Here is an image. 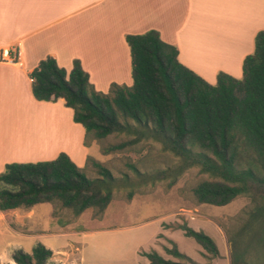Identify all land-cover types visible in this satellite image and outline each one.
I'll use <instances>...</instances> for the list:
<instances>
[{
  "label": "trees",
  "instance_id": "obj_1",
  "mask_svg": "<svg viewBox=\"0 0 264 264\" xmlns=\"http://www.w3.org/2000/svg\"><path fill=\"white\" fill-rule=\"evenodd\" d=\"M124 40L130 57L129 86L111 83L106 93L96 91L77 59L65 72L46 56L28 73L33 98H61L72 111V121L94 138L115 132L132 135L134 141L158 142L177 159L171 172L162 173L170 183L182 171L198 167L209 179L191 188L197 203L221 206L239 195L249 197L252 206L248 220L259 222L261 235L255 238L263 246L264 30L255 33L253 50L242 59L241 78L219 71L214 84L180 64L175 47L160 40L155 30L127 34ZM90 163L98 174L95 178L86 176L63 152L51 160L4 164L0 211L49 202L74 214L92 208L99 215L121 182L97 161L91 159ZM140 176L139 183L151 178ZM155 178L153 175L151 180ZM134 184L122 179L126 199L133 194ZM178 228L210 256H217V247L207 234L184 223ZM165 252L187 259L174 245ZM141 254L147 264H182L155 251ZM245 254L246 249H232L230 264H249ZM50 255L51 250L37 242L30 252L13 249L9 258L15 264H44Z\"/></svg>",
  "mask_w": 264,
  "mask_h": 264
},
{
  "label": "crops",
  "instance_id": "obj_2",
  "mask_svg": "<svg viewBox=\"0 0 264 264\" xmlns=\"http://www.w3.org/2000/svg\"><path fill=\"white\" fill-rule=\"evenodd\" d=\"M149 29L175 47L180 64L211 84L219 71L239 75L243 57L253 50L255 33L264 30V0H0V49L6 48L11 57H0V110L4 108L10 118L0 130V168L22 161L25 148L49 150L47 143L44 147L28 143L26 104L51 111L56 120L67 118L69 107L61 98L43 101L31 94L28 73L40 59L52 57L65 72L77 59L93 89L106 93L111 83H131L124 36ZM225 51L231 53L226 57ZM76 132V149L67 156L79 166L73 157L74 151H82L80 130ZM41 205L46 207L36 210L49 217V202L31 207ZM31 207L0 211V232L18 240L41 235L21 228L34 213L28 211ZM20 213L25 214L16 218ZM53 224L55 230L56 221ZM8 245L21 247L8 242L0 247L1 256Z\"/></svg>",
  "mask_w": 264,
  "mask_h": 264
},
{
  "label": "rangeland",
  "instance_id": "obj_3",
  "mask_svg": "<svg viewBox=\"0 0 264 264\" xmlns=\"http://www.w3.org/2000/svg\"><path fill=\"white\" fill-rule=\"evenodd\" d=\"M225 52L226 57L231 53ZM234 78H241V65L239 75ZM5 112L4 108L0 110V130L10 120ZM65 116L66 120H56L51 111L26 104V131L32 128L36 131L38 123V133L44 135L47 132L56 141L61 136L58 132L62 125V134L66 138L61 143L51 140L53 143H50L49 150L26 148L21 154L23 160L17 162L51 160L60 152L68 155L67 151L76 149L73 143L78 141L77 129L80 130L82 151H74L73 157L78 161V167L82 168L86 176L95 178L98 174L90 163L93 159L107 168L121 184L113 189L112 199L99 215L92 208L74 214L69 208L49 203L50 216L46 218L36 210L45 205L31 207L28 211L34 210V213L31 218L24 220L21 228L27 234L41 235L18 240L6 236L7 232H0V247L8 242H19V249L30 252L32 244L41 243L51 250L44 264H147L141 253L149 251H155L166 259L179 260L182 264H230L232 249H246L245 258L249 264L264 262V245H259L255 238L256 234L261 235L260 224L248 220L252 206L249 197L239 195L221 206L197 203L191 188L200 180L209 179L207 174L199 172L198 167L182 171L170 183L162 173L171 172L177 159L162 150L158 142L151 139L134 141L132 135L115 132L97 139L72 121L69 108ZM45 121H49L48 124ZM52 121L54 123L50 125ZM42 123L46 126H42ZM33 129L30 132L33 133ZM119 143L123 145L110 148ZM138 174H144L147 178L155 175L156 178L139 183L138 176H142ZM122 179L136 183L129 199L125 198L127 187L122 185ZM25 213H20L16 218ZM28 213L30 215L31 212ZM53 221H56L55 230L52 228ZM181 223L211 237L217 247V256H210L191 238L185 237L178 228ZM49 227L51 229L48 230ZM34 228L36 230L33 231ZM13 229L17 230L14 226ZM173 245L187 259H178L165 252V248ZM13 249L17 248L7 246L6 255H0V264L8 261ZM9 264L14 263L9 259Z\"/></svg>",
  "mask_w": 264,
  "mask_h": 264
},
{
  "label": "bare ground",
  "instance_id": "obj_4",
  "mask_svg": "<svg viewBox=\"0 0 264 264\" xmlns=\"http://www.w3.org/2000/svg\"><path fill=\"white\" fill-rule=\"evenodd\" d=\"M44 117H46V116H44ZM39 118H40V117H39ZM39 118H38V119H39ZM41 119H43V118H41ZM46 119H47V117H46ZM32 120H34V119H32ZM43 120H44V119H43ZM26 121H27V120H26ZM48 122H49V121H45V123H47V124H48ZM45 123H42V126L45 125ZM53 123H54V122L52 121V123H50V125H53ZM32 125H33V124H32ZM30 126H31V125H30ZM37 126H38V123H37ZM37 126H35L36 131L32 128V129H33V133H32V132H29V133H30V136H29L30 138H28V143H33L34 146L36 145V147L39 146V145H40L41 147H44V145L47 146L46 143H47L48 146H49V145H50L49 143L51 142V140H53V139H51V138H53V137L47 135V132H46V134H45L42 130H41V131H42V133H44V135L38 133V131H37V130H38V127H37ZM45 126H46V125H45ZM45 126H44V127H45ZM44 127H43V128H44ZM64 127H65V126H64ZM60 128H62V129H60ZM60 128H59V132H58L59 134H58V135L61 134V136H58L57 139H56V141L53 140L54 143H55V142H56V143H61L63 140H65L64 138H66V137H63V136H65V135L62 134V133H63V131H62V130H63L62 125H61ZM23 129H24V128H23ZM27 129H28V128H27ZM32 129H30V131H32ZM40 129H41V128H40ZM40 129H39V130H40ZM64 129H65V128H64ZM43 130L45 131V129H43ZM24 131H25V130H24ZM34 131H35V133H34ZM61 131H62V132H61ZM26 132H27V131H26ZM60 132H61V133H60ZM22 134L25 135V138H26L27 135L24 134V133H22ZM22 134H20V136H21ZM66 134H67V132H66ZM66 136H67V135H66ZM68 137H69V136H68ZM25 138H24V139H25ZM58 138H61V140H59ZM20 139H21V137H20ZM54 139H55V137H54ZM19 141H20V140H19ZM53 142H51V143H53ZM64 142H65V141H64ZM25 143H26V140H25ZM25 143H24V145H26ZM31 145H32V144H31ZM31 145H30V146H31ZM42 145H43V146H42ZM25 147H28V144H27V146H25ZM19 148H20V147H19ZM19 148H18V149H19ZM28 148H30V147H28ZM28 148H27V149H28ZM31 148H34V147L32 146ZM31 148H30V149H31ZM25 150H26V148H25Z\"/></svg>",
  "mask_w": 264,
  "mask_h": 264
},
{
  "label": "built area",
  "instance_id": "obj_5",
  "mask_svg": "<svg viewBox=\"0 0 264 264\" xmlns=\"http://www.w3.org/2000/svg\"><path fill=\"white\" fill-rule=\"evenodd\" d=\"M0 57L11 59V57L9 56L8 50L6 48L0 49Z\"/></svg>",
  "mask_w": 264,
  "mask_h": 264
}]
</instances>
